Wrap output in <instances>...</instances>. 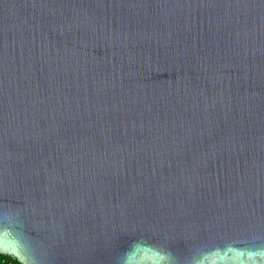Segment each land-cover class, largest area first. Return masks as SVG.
Returning <instances> with one entry per match:
<instances>
[{
  "label": "water",
  "instance_id": "water-1",
  "mask_svg": "<svg viewBox=\"0 0 264 264\" xmlns=\"http://www.w3.org/2000/svg\"><path fill=\"white\" fill-rule=\"evenodd\" d=\"M0 251L264 264V0H0Z\"/></svg>",
  "mask_w": 264,
  "mask_h": 264
},
{
  "label": "trees",
  "instance_id": "trees-1",
  "mask_svg": "<svg viewBox=\"0 0 264 264\" xmlns=\"http://www.w3.org/2000/svg\"><path fill=\"white\" fill-rule=\"evenodd\" d=\"M0 264H22V263L14 255L0 251Z\"/></svg>",
  "mask_w": 264,
  "mask_h": 264
}]
</instances>
